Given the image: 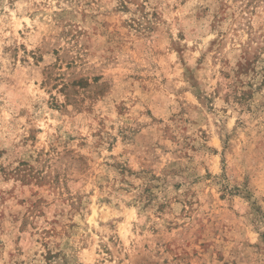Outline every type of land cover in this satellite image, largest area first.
<instances>
[{
    "label": "rangeland",
    "instance_id": "374dc122",
    "mask_svg": "<svg viewBox=\"0 0 264 264\" xmlns=\"http://www.w3.org/2000/svg\"><path fill=\"white\" fill-rule=\"evenodd\" d=\"M0 264H264V0H0Z\"/></svg>",
    "mask_w": 264,
    "mask_h": 264
}]
</instances>
